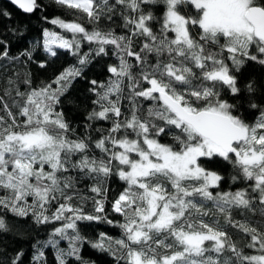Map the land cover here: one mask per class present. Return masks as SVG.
Here are the masks:
<instances>
[{
    "label": "snow or ice",
    "instance_id": "1",
    "mask_svg": "<svg viewBox=\"0 0 264 264\" xmlns=\"http://www.w3.org/2000/svg\"><path fill=\"white\" fill-rule=\"evenodd\" d=\"M55 2L81 15L51 19L71 36L45 29L43 50L57 57L55 49H64L76 62L39 86L26 79L11 106L0 96V212L37 225L62 222L52 236L67 239L69 249H57L58 264L67 256L81 259L78 222L114 223L106 205L123 217L117 223L124 238L101 233L92 247L111 252L116 264H264V231L234 218L259 211L264 225V105L250 102L259 114L248 121L221 99L224 89L241 93L235 73L248 62L264 66V0ZM11 3L24 13L41 7L37 0ZM4 45L0 40V59L9 57ZM110 55L117 63L108 65L107 80L89 81L95 99L86 117L109 127L88 123L77 135L59 108L61 97L95 57ZM245 89L254 93V82ZM93 131L101 135L94 139ZM216 161L231 165V184L246 186L224 190L225 177L205 167ZM112 177L124 187L110 199ZM228 228L247 238L244 247ZM0 230H7L2 216ZM46 243L56 248L58 241Z\"/></svg>",
    "mask_w": 264,
    "mask_h": 264
},
{
    "label": "trees",
    "instance_id": "2",
    "mask_svg": "<svg viewBox=\"0 0 264 264\" xmlns=\"http://www.w3.org/2000/svg\"><path fill=\"white\" fill-rule=\"evenodd\" d=\"M41 5L39 9L33 13H24L19 9L13 7L4 0H0V12L8 11V17L0 16V40L5 42V47L9 52V57L0 59V96L11 106L12 99L15 97V89L18 87L21 91H25L27 86L24 81L31 78L33 87L39 86L41 82H50L59 72L65 67L76 62L75 57L70 52L64 49H54L58 52L57 57H51L43 50V31L48 29L55 31L58 34L65 35L70 38L71 34L66 33L65 30L56 25H52L50 20L56 17L71 21L75 19L80 13L75 10H69L58 5L55 0H37ZM157 14H160V9H156ZM87 24L86 18L80 21ZM119 23V21L117 22ZM106 21H101V26H106ZM89 28L91 25H87ZM120 32L119 27L116 28ZM82 51H88V46L82 45ZM24 52H31L32 59L25 55ZM17 57V59H12ZM46 63L45 68H40L39 63ZM117 63L115 56L95 57L91 64L84 71L82 78H77L69 91L61 97L60 109L63 110L65 118L76 129L77 135L85 132V126L88 123H93L95 128L106 129L109 127L107 121L89 122L86 120L88 113L94 107L92 101L95 99L94 95L88 90L89 81L95 79L99 81H106L111 75L107 72V67L110 64ZM237 76V86L241 88V93L233 96L230 91L224 89L221 92V99L227 100L229 103L237 106L239 113L243 114L248 121H252L259 113L255 109L248 107L249 103H257L264 105V66L255 62H248L241 68L240 72L235 73ZM13 83H9V81ZM249 82H254L256 91L248 93L245 85ZM6 90H11L12 95H5ZM18 99V98H17ZM15 112L16 109H13ZM93 138H98L101 133L93 131ZM162 142H172L170 137H163ZM93 152L99 156V150L93 148ZM91 154V153H90ZM205 167L218 171L225 177L222 181L224 190L235 191L246 186L244 182H237L231 184L228 176L232 173L231 165L223 161H216L215 163H205ZM231 185V186H230ZM230 186V187H229ZM83 185L77 183V188ZM123 182L119 181L117 177H112L108 183L109 198L119 194L123 189ZM86 195H92L87 192ZM72 203L79 204V199L74 198ZM86 210L91 212V201L85 205ZM108 210V218L113 220V224L103 222H78V230L85 242L80 247L79 256L77 259L74 256L65 257L66 264H116V259L109 251H102L92 247V243L100 239V234L103 233L107 237L116 239H123L122 229L117 222L122 223L123 217L119 214L113 213L110 206L106 205ZM5 220L7 230H0V264H12V261L20 255L17 264H58L56 259L57 249H63L65 252L69 249V241L67 239H60V237L52 236L55 227L62 226V222L57 221L45 225H37L30 217H16L12 213L6 214L0 212ZM234 218L237 220L248 219L254 226L264 231V225L260 222L262 217L259 211L255 213H245L241 215L239 212L234 213ZM207 219V218H206ZM221 224L223 218L220 217ZM232 238L237 242L239 247H244L247 243V238L239 233L236 229H227ZM69 235L73 234L72 230H68ZM50 239L58 241L57 247L54 248L51 244L46 242ZM113 251L117 249L115 244L112 245ZM248 251L247 249H245ZM43 252L44 255L39 262L34 257ZM118 254V253H117ZM120 264H124L123 261Z\"/></svg>",
    "mask_w": 264,
    "mask_h": 264
},
{
    "label": "water",
    "instance_id": "3",
    "mask_svg": "<svg viewBox=\"0 0 264 264\" xmlns=\"http://www.w3.org/2000/svg\"><path fill=\"white\" fill-rule=\"evenodd\" d=\"M4 1L7 2V3H9L10 5H12L13 7L19 9L17 6H15V5H13V4L11 3V0H4ZM19 10H20L21 12H23L22 9H19Z\"/></svg>",
    "mask_w": 264,
    "mask_h": 264
},
{
    "label": "rangeland",
    "instance_id": "4",
    "mask_svg": "<svg viewBox=\"0 0 264 264\" xmlns=\"http://www.w3.org/2000/svg\"><path fill=\"white\" fill-rule=\"evenodd\" d=\"M55 47V46H54Z\"/></svg>",
    "mask_w": 264,
    "mask_h": 264
}]
</instances>
